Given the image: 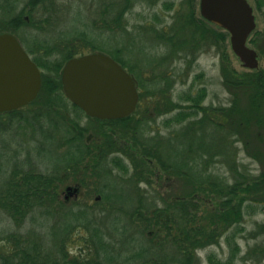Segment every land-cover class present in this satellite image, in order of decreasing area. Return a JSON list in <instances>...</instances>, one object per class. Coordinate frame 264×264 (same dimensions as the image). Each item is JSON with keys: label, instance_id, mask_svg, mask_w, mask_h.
<instances>
[{"label": "trees", "instance_id": "1", "mask_svg": "<svg viewBox=\"0 0 264 264\" xmlns=\"http://www.w3.org/2000/svg\"><path fill=\"white\" fill-rule=\"evenodd\" d=\"M5 1L11 7L5 14V5L0 3V33H25L30 42L27 52L42 69L39 94L26 108L37 100L44 102L43 108L54 113V125L62 123L67 134H59L54 144L65 155L62 166L56 169L18 166L25 150L22 144L17 150V143L12 166L7 169V155L0 148V175L5 176L1 179L0 212L6 213L18 228L36 220L41 226L40 230L31 227L0 236V241L7 242L0 244V264H125L131 259L135 264H203L197 251L221 242L229 248L227 258H218L211 251L205 256L206 263L233 264L241 252L237 238L244 231L243 216L264 212V69L238 73L222 66V83L231 95L227 106L204 104L206 88H194L193 82L173 98L177 71L187 66L188 75L201 50L214 47L222 60L227 57L228 32L199 13L198 0L107 2L97 16L90 14L86 23L66 39L57 37L56 43L40 38L30 29L43 34L46 28L42 22L49 24L52 5L57 0ZM144 1L150 6L149 14L134 12ZM254 3L260 10L262 0ZM128 13L134 23L130 24ZM117 32L130 34L132 39L139 35L153 39L155 45L145 48V52L158 70L143 66L141 61L133 63L124 56L123 45L102 48L97 42ZM248 41L259 56H264L262 32L254 29ZM96 51L111 56L135 77L139 99L130 115L115 119L90 117L72 103V116L58 111L64 105L62 99L68 101L60 81L63 64L74 56ZM202 76L203 72H197L193 79ZM32 113L40 119L48 114L30 111L24 118L28 125H32ZM81 115L87 118L84 125ZM204 127L225 134H201ZM188 130L196 133L194 140L175 148L174 141ZM180 142L181 139L177 144ZM239 149L258 160L262 170L249 172L238 162ZM171 150L174 155L170 156ZM110 179L136 194V203L127 214L132 222H139L148 242L147 249L125 251L120 263H113L117 248L101 225L110 209L122 212V207H115L111 201L122 195L109 192ZM67 181L71 182L68 186L77 188L71 200L70 196H61ZM160 181L165 183L164 192L154 190L150 196L140 193L141 183L153 187ZM174 184L176 189H172ZM66 188L62 192L71 194ZM93 194L97 201L91 203ZM146 198L151 201L144 203L142 199ZM113 218L117 220L119 216L115 214ZM79 229L81 236L73 237ZM117 229L123 231L125 225ZM250 233L264 234V222L255 223ZM42 235L50 239L45 241ZM77 241L88 250L82 253V246L78 253H70L69 244ZM256 251L253 255L259 263L264 260V241L256 245Z\"/></svg>", "mask_w": 264, "mask_h": 264}, {"label": "rangeland", "instance_id": "2", "mask_svg": "<svg viewBox=\"0 0 264 264\" xmlns=\"http://www.w3.org/2000/svg\"><path fill=\"white\" fill-rule=\"evenodd\" d=\"M114 1L116 0L54 1L56 3L52 5L53 12H51L50 14L52 16V19H49L48 25L42 22L44 29L46 28L43 31V34L40 33L41 31L39 32L36 29H30V31L33 34H38L39 37L42 39L47 38L53 41L52 43H56L59 41L57 37L61 39L68 38L72 34L74 29L79 28L82 23H86L88 21V16L90 14L93 13V15L90 17L97 16L99 14L100 9L105 3ZM248 1L253 7V14L255 16L256 23L255 30L262 32L264 36V0H262L260 10L256 8L254 0ZM0 3L2 4V6L5 5V11L3 10V12L6 14V11H9L11 6L8 5L5 0H0ZM142 3V5H138L137 7H135L134 12H142V14L144 15L149 14L150 6L148 7V3H145V1ZM22 5L23 2L20 3L19 8L22 7ZM197 9L199 10V0L197 1ZM45 15L46 13L44 14V16ZM2 17L3 16L0 15V24L2 21ZM127 17L130 24L132 22H135L134 17H132L130 13H128ZM130 31H132L131 25L129 27V32ZM178 36L182 38L181 35ZM16 37L24 48V50L27 51L28 45H30L27 35L25 33H18ZM97 42L102 48H115V46L119 47L123 45V47L125 48L124 56L130 59L133 63H138L139 61H141L143 63V66H147L152 70H158L156 68L157 64L152 58L150 59L145 52V48L152 47L156 43L147 35H139L138 38L136 37L135 39H132V36L130 34L127 35L122 32L109 33L108 36H102ZM248 45L256 50L254 45L251 44L249 41ZM104 51L106 52L107 50ZM226 54L227 57L223 58L222 60L221 55L216 48L205 47V50H201V52L198 53L196 59L194 60V65L189 68L188 75H186L185 73L187 70V66L180 65L185 67H182L181 71H177L178 75H176L175 84L172 89L173 98H176L177 92L181 91L182 89H187L189 85H191V83L193 82L194 88L205 86L207 95L204 100V104L212 106L230 105L229 100L231 95L228 93L227 89L222 83L221 67H229L238 73L251 71L253 69L245 67L243 63L239 60V58L233 53L230 47L229 37L228 40H226ZM258 62L259 63L257 68L264 69V56L258 55ZM40 70L42 72V69ZM197 72H203V76L200 79L194 80L193 76ZM152 82L153 81H151L150 84ZM42 103L45 104L44 102ZM42 103L39 100L35 101V103L25 108L22 111V114L26 116L27 113H29L30 111L37 110L40 112L48 113L47 115H45V117H42L41 119L37 117L34 118L32 113V115L29 117L30 120L32 119V125H28L24 122V125L22 124L19 127H15L14 131L11 130V132L7 134H0V148L4 150L7 155V157H5L4 159V164L8 167L7 169H10L12 166V154L14 151V145L17 143V141L22 144V147L25 150V152L21 153L20 155L21 165L25 167L24 169H26V167L28 166H33V168L35 169H43V167L56 169L60 168L63 162L65 161V155L63 154V152H61V150L57 149L54 146V144L58 142L59 134H67L65 131V127L60 122H57V124L54 125V122L56 121L54 113L51 112L49 109L43 108ZM61 103H63L64 105H62L63 107H59L58 111L67 116H72L73 114L70 102L62 99ZM86 121L87 118L84 115H81V124L84 125ZM41 126L44 128V130L41 128ZM46 126L48 127L47 129H45ZM43 134H48L49 136H44ZM183 134H185L183 137L179 136V139H181V142L179 144H177V141H179V139L174 141L173 146L177 149L181 148L182 145L184 147V143L185 145L188 144V142L192 141V138L194 140L195 135L193 134L196 133L188 130L185 131ZM201 134H225V132L213 131L212 129L204 127L201 131ZM206 140L208 141V139ZM210 144V148L212 149V142ZM169 155H174L172 150L169 152ZM236 159L238 162L243 163L245 165V168H247L249 172L258 173L263 168L262 164L258 160L252 159L243 150L239 149L236 155ZM0 176L1 187V179L5 176L3 173ZM101 180L103 183H105L104 178ZM108 182V188L110 193L113 192L115 196H119L120 193L122 195L119 197H114L111 200L114 201L115 207L118 205L122 207V212L110 209L109 212H107V214L105 215V217L101 219V225L104 227L102 228L103 231H107L110 233V241L111 243H114L115 249L117 248V250L114 252L117 257H115L116 259L113 261V263H120L122 262L121 259L123 258L125 251H132L136 248L141 247H145V249H147L148 242L146 241L145 231L140 230L139 222H132L130 216L127 214V212H130V210L133 208V204L136 203V194H132L130 189H128L126 186H121L120 183H116L115 181H113V179L108 180ZM70 184L71 182L67 181L63 185L61 189L62 197L65 193L64 191L62 192V190H64V187H67ZM164 184V182L160 181L159 183H155V186L153 183L152 187L145 183H141L139 185L140 193H145L147 196H150L152 195L154 190H157L158 193L160 191L164 192ZM175 186H177V184H174L172 189H176L177 187L175 188ZM121 189H123L124 191H121ZM96 197V194H93L91 196V203L97 201L95 200ZM72 198L73 196L70 197V200ZM142 200L144 203H147V200L151 201V198H146V200ZM98 201H100V199ZM0 214L3 215H0V236H3L5 233H8L10 231H27L31 229V227L40 230V220L25 222L26 224H24L21 228H18L16 224L12 222L10 218L7 217L6 213L0 212ZM115 214L119 216L117 220L113 218ZM262 222H264L263 211L254 213L252 215L245 214L243 216L241 225L244 227V231H242V233H239L237 238L238 244L241 248V252L234 258L233 264H264V260H261L258 263L255 260V255H253L254 253H257L256 245L264 241V234L250 236V231L255 229V223ZM121 225H125V230L122 231L117 229ZM80 230L81 229H79L78 231L79 234L75 233L73 234V237H78L77 235H79L80 237L82 234ZM42 238L43 240L47 241V239H50V236L42 235ZM3 240L5 239H2L0 241V244L7 243ZM82 246L84 247L83 249H81V252L83 253V250L86 248V246L82 244L81 241L73 243L71 242L69 244L70 253H78ZM85 250H88V248ZM155 251L158 254H163V251L161 250ZM211 251L214 252L218 258H222L225 260L227 258L229 248L223 242H221L220 245H213L206 247L205 249L198 250L197 255L199 256V258H201L203 264H207L205 261V256ZM247 254L248 257L246 256L245 258H242L243 255ZM143 255L147 256V253L145 252ZM125 264H135V262H133V260L131 259Z\"/></svg>", "mask_w": 264, "mask_h": 264}, {"label": "water", "instance_id": "3", "mask_svg": "<svg viewBox=\"0 0 264 264\" xmlns=\"http://www.w3.org/2000/svg\"><path fill=\"white\" fill-rule=\"evenodd\" d=\"M199 13L228 32L231 50L245 67H258L257 51L248 45L256 24L248 0H199ZM60 81L64 95L90 117L122 118L138 103L135 77L102 52L69 58L62 66ZM40 88V70L17 37L0 33V112L28 104ZM66 191L74 193L77 188L67 186Z\"/></svg>", "mask_w": 264, "mask_h": 264}, {"label": "flooded vegetation", "instance_id": "4", "mask_svg": "<svg viewBox=\"0 0 264 264\" xmlns=\"http://www.w3.org/2000/svg\"><path fill=\"white\" fill-rule=\"evenodd\" d=\"M27 53L31 57V59L34 61L33 55L31 53H29V52H27ZM28 104H30V103H28ZM28 104H26V105H24L22 107L16 108V109L0 112V134H7V133L11 132V130L14 131L15 127H19L22 124L24 125L25 116L22 114V111L26 108V106ZM17 145L15 147L18 150L20 145H21V143L18 141ZM20 165L21 164L19 163L18 166H20ZM69 196L70 197L71 196H76V193H71V194H66V195L64 193V197L69 198Z\"/></svg>", "mask_w": 264, "mask_h": 264}]
</instances>
